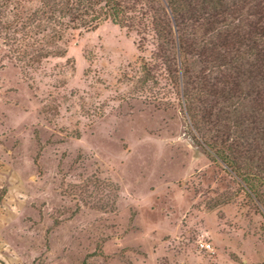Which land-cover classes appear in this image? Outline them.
I'll return each mask as SVG.
<instances>
[{"label":"rangeland","instance_id":"rangeland-1","mask_svg":"<svg viewBox=\"0 0 264 264\" xmlns=\"http://www.w3.org/2000/svg\"><path fill=\"white\" fill-rule=\"evenodd\" d=\"M44 9L0 0V264H264L263 202L210 158L153 35L51 42Z\"/></svg>","mask_w":264,"mask_h":264},{"label":"trees","instance_id":"trees-1","mask_svg":"<svg viewBox=\"0 0 264 264\" xmlns=\"http://www.w3.org/2000/svg\"><path fill=\"white\" fill-rule=\"evenodd\" d=\"M44 6L45 24L37 28H60L51 42L107 21L152 34L155 56L210 158L264 206V0H44ZM143 74L142 84L153 80L150 68Z\"/></svg>","mask_w":264,"mask_h":264},{"label":"built area","instance_id":"built-area-1","mask_svg":"<svg viewBox=\"0 0 264 264\" xmlns=\"http://www.w3.org/2000/svg\"><path fill=\"white\" fill-rule=\"evenodd\" d=\"M201 247H202V248H209V247H210V245H205V244H202V245H201Z\"/></svg>","mask_w":264,"mask_h":264}]
</instances>
